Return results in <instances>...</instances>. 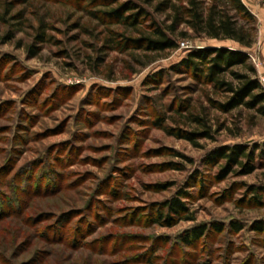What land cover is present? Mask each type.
<instances>
[{"label": "rangeland", "instance_id": "374dc122", "mask_svg": "<svg viewBox=\"0 0 264 264\" xmlns=\"http://www.w3.org/2000/svg\"><path fill=\"white\" fill-rule=\"evenodd\" d=\"M133 1L159 22V3H186ZM125 2L0 0V264H264V228L254 226L264 197L253 192L264 155L247 174L204 160L221 145H262L264 117L216 108L226 92L171 69L191 48L226 46L247 53L257 79L264 0H242L256 18L250 48L197 36L150 63L129 41L136 30L102 12ZM188 112L216 129L202 147L156 124L184 132ZM179 193L193 219L161 218ZM201 223L224 229L184 245L180 235Z\"/></svg>", "mask_w": 264, "mask_h": 264}, {"label": "trees", "instance_id": "16d2710c", "mask_svg": "<svg viewBox=\"0 0 264 264\" xmlns=\"http://www.w3.org/2000/svg\"><path fill=\"white\" fill-rule=\"evenodd\" d=\"M185 2V4L171 1L159 3L154 10L157 13L167 12L160 22L133 0H127L124 4L102 12L108 18L125 23L129 28L136 30L138 36L130 38L129 41L133 48L150 54L151 57H147L146 60L148 63L176 49L179 40L191 37L232 41L244 48H250L254 43L257 31L256 18L242 0H209L208 3L206 0H185ZM144 3L148 4L149 0H145ZM126 12L130 14H124ZM142 18L149 20L146 30L139 27V20ZM180 27L189 29L193 35ZM39 37L43 38V35ZM111 46L120 49L123 44L116 42ZM247 59V53L241 48L205 45L191 48L171 69L179 68L192 73L195 79L211 84L215 90L226 92L225 101L214 105L216 108L224 112L244 108L264 117V88L256 79V70ZM143 65L144 62L141 63V66ZM187 114L182 118L188 121L190 129H185L184 132L177 130L173 133L159 121L156 124L166 132L189 141L194 147H202L197 141L199 138L213 140L216 129L212 127L208 118L193 112ZM263 155L264 143L253 144L251 147L246 144L221 145L208 151L204 160L207 164L223 161L221 166L224 171L239 165L242 172L247 174L255 169L256 158ZM253 192L258 194V200L264 197V185L255 188ZM186 212L185 201L182 200V193H179L164 201L157 214L161 218L179 216L180 219L192 220V217L182 215ZM263 225L264 223L259 222L254 226L261 231ZM229 227L235 231L242 229L241 224L233 222L229 223ZM209 229L221 232L224 224L194 225L185 230L180 239L184 245H190L203 237Z\"/></svg>", "mask_w": 264, "mask_h": 264}, {"label": "built area", "instance_id": "2783aa9c", "mask_svg": "<svg viewBox=\"0 0 264 264\" xmlns=\"http://www.w3.org/2000/svg\"><path fill=\"white\" fill-rule=\"evenodd\" d=\"M181 45H183V43ZM252 60L254 61V59H252ZM257 66H258V64H257ZM257 80H258L259 84L264 88V72H260L258 74Z\"/></svg>", "mask_w": 264, "mask_h": 264}]
</instances>
